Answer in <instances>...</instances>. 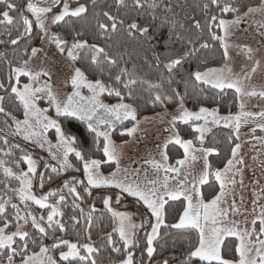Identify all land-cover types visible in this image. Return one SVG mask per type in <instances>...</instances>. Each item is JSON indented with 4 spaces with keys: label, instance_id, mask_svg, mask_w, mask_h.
<instances>
[{
    "label": "snow or ice",
    "instance_id": "1",
    "mask_svg": "<svg viewBox=\"0 0 264 264\" xmlns=\"http://www.w3.org/2000/svg\"><path fill=\"white\" fill-rule=\"evenodd\" d=\"M77 7L70 8L68 0H30L24 11L19 12V21L23 27L21 32L20 27H16L18 33L17 37L11 39L9 42L12 45H17L22 36L31 35L33 31V23L37 25L44 37H47L49 42L55 44L57 50L61 54L67 55L69 60L75 62L80 57L81 51L84 50L89 55L92 65H95L103 74L102 65L106 64L119 70L109 76L115 83L122 85L127 89L126 94L117 87H109L102 79H96L95 81L89 80L88 76L80 67H74L73 74L68 81L73 91L71 94L66 95L63 99L60 95L53 91V84L51 83V73L47 70H41L33 72L28 67V61H24L22 67H12L9 62V73L7 78L8 88L5 87V81H0V90H3L6 95H0V114L9 118L15 125L8 135L22 136L23 140L39 145L41 149L48 146V152L52 155L53 159H56L59 168L51 167V172L59 174L61 170L72 169L73 165L69 161V156L75 154V157L83 162V171L86 176L85 192L91 196L92 188H116L121 193L126 194L129 197L135 198L137 201L142 202L143 206L147 209V220L142 221L141 224L133 222V217L126 212L114 211L111 207L112 198L108 197L104 199L103 203L107 210L111 213L112 217L117 221V226L113 229L114 232L119 234V239L123 242V247L126 252V258L120 260L119 264H134V253L131 251L135 247L136 230L145 227L147 224L151 231L147 234L146 239V252L149 260L157 252V247L154 242L161 239V228L169 230H182L186 232L194 231L197 235L195 244L189 246L186 259L182 261V264H234L233 260L226 259L222 255V246L224 245V239L226 236H235L239 240V246L236 251L239 254L238 261L235 264H264V206L260 207L258 217L252 221L253 227L251 229H240L235 221L228 219L229 213L223 210L220 205L226 195V189L229 185L236 183L235 179L226 180V174L229 173L234 167V159L236 158L240 145L237 144L232 151L233 159L227 161V166L223 171L216 169L211 171L212 166L208 161V156L213 154L216 150L213 148H204L202 145L205 141V134L211 132L212 126H222L224 128H234L237 133V139L239 138V129L242 122L246 123L248 120H258L259 128L264 131V111L258 114L251 112H245V104L243 98L245 97H260L264 98V90L257 91L255 89L249 90L245 85V80H250L252 74L256 73L260 67V60H256L254 66L251 68V72L244 75L243 79L240 76L234 74L231 68L225 69H211L207 72L196 71L194 74V80L202 85H210L213 89H218L223 92L225 89H233L242 99L240 103V113L238 115H226L219 114L218 109L209 110L206 107H200L198 111H189L184 107V98L180 96V93L175 89L172 90V95L165 96L162 94L164 85L171 86L173 80L168 77L165 78L161 73L160 81L153 82L138 77L135 71H129L126 67H120L118 64V54H110L111 50L100 46L97 43H89L88 40L79 39L83 35L82 32L77 31L76 36L73 39L70 47H67L68 41L63 39L57 33L49 34L47 22L49 20V14L51 15V21L53 24H60L61 22H67L66 18H83L87 19L86 14L89 12V8L85 4L79 3L76 0ZM118 7H127L126 0H115ZM134 6L137 9H149L151 10L152 19H156L155 10L160 7V4L156 0H133ZM40 4H46L48 6L41 7ZM211 4L216 5L223 13L235 14V19L225 20L220 19L218 27L223 30L224 35L219 36L215 33L212 34V39L221 41L224 49L223 55L227 59L229 56V44L227 38L229 36V29L233 25H238L246 20L253 14H264V0H261L258 6H248L247 10L241 13V8L238 4L233 2H225L221 6L220 0H211ZM0 5L4 6L5 10L0 11V24L16 26V19L10 13L17 11L16 6L10 2V0H0ZM93 6L95 7V0H93ZM199 7V5H197ZM54 7H58L61 10L54 12ZM208 4L203 5L202 10H207ZM165 11L171 13L172 7L170 5L165 6ZM31 13L35 18V21L29 19L25 14ZM101 17L106 18L105 22ZM96 21L95 27L99 30V35L105 39H112L114 34L118 33V29L122 28L125 21L116 15L111 14L109 11L101 9L99 12L94 13L93 17ZM217 20L216 16L211 17L212 23ZM165 24H170L173 29L176 28L177 22L164 19ZM180 28H184L183 24L179 25ZM193 27L196 30L201 29L199 21H195ZM260 27H264L261 24ZM146 35L149 33L148 26H141L135 21L127 24L126 35L133 37L135 34ZM11 35V33H9ZM264 36V32L261 33ZM177 39H182L177 35ZM0 43L4 41L0 40ZM187 50L178 55L175 58H170L166 62L161 61L159 55L155 56V60L159 64H163V69L167 73H172L177 66H180L184 61L192 56L195 51V41L191 38L187 39ZM201 48L209 47L208 43H200ZM42 49L33 47L30 50L31 57H36ZM249 59H253V52L251 48H246ZM27 54V51H26ZM122 58V57H121ZM13 76L15 84H13ZM41 76L48 77L41 86L34 87L31 83H26L21 87V77H27L30 81L39 82ZM147 85L150 89L157 90L155 95V101L161 104L165 103V99L168 102L173 100V97H179V114L172 117L170 121L171 128L173 130V136H171L162 146L161 157L162 161L149 160V163L156 173L161 170L165 173L162 178L148 179L145 173V179L140 181L139 179L129 180L128 174L130 170L128 168H121V153L117 151V146L112 140V132L116 130L117 123L123 124L125 120L135 121L136 124L131 128H126L121 135H127L134 137L139 128V121L137 120V109L130 103H125V95L128 98L132 97L133 86L137 84ZM82 89H87L91 95L85 96L82 94ZM107 93L109 96L115 95L119 98L120 102L109 105L103 103L100 96ZM14 94V98L19 101L23 106V119H18L12 114L10 110L5 107L6 96ZM39 94V95H38ZM41 99H47L49 104L55 109L56 118H52L47 114V110L38 106V101ZM103 111V115H98L100 111ZM59 118H74L87 125L90 132L94 133V139L99 147V138L103 137L102 152L106 160L101 161L99 159H86L84 154L77 149L76 136L68 133L62 124L59 122ZM194 121H204L203 126H197L194 128L196 133H199L198 139L201 147H195L193 140L182 139L179 132L176 130L177 122L183 124H190ZM6 127L10 128L8 120L4 121ZM106 126L107 130H101L100 126ZM49 129L55 130L57 137V143L52 144L48 139L47 133ZM255 132V129H253ZM4 143L7 144L8 140L4 137ZM264 142V138H261ZM169 144L179 145L183 149L184 159H179L176 164L179 167L170 166L167 161L169 159L167 154V148ZM15 147L19 148L17 144ZM196 153H202L204 158V170L199 178L193 176L191 182L188 180V175L184 178L178 179L180 176V169L185 167L189 160L195 161L198 157ZM11 153H5L10 155ZM23 159L27 163V171L20 174L15 173L11 168L5 167V161L0 160V168H3L4 175L6 177L14 178L20 182V187L14 189L19 200L24 204L25 209L28 208V202L38 205L40 209H48L47 216L34 215L31 211H26L24 216L20 215V207L16 203H11V208L15 212L16 231L10 234L6 231L9 228V219L6 216V211L10 201H4L0 199V219H3V227H0V257L6 259L7 264H15V257L18 254L22 255L21 264H58L57 259L50 253L56 249H60L62 245L67 247V251L61 250L59 253V260L66 261L68 264H72V261H76L77 264H97L93 254H97L99 249L92 244H78L72 243L66 239L54 242L51 247L41 245L38 253L31 255L27 254L28 250V237L29 232L23 231V225L19 221L23 220L25 224L31 219V225L35 228L42 237L48 236V230L53 232L57 229L61 232L65 230V225L62 223L64 212L61 210V206L65 202V195L56 191H50L47 195H41L37 197L32 192V176L37 173V162L29 155H25ZM102 163H110L116 166V170L111 172L109 176H105L101 173L100 169ZM238 164H243V160L237 161ZM79 171V169H73ZM240 169H237L239 172ZM140 170L132 169L131 173L139 176ZM169 173H173V176H169ZM214 175L215 180L219 181L220 190L218 194L209 200H205L203 193L200 190V186L205 185L209 181V176ZM43 177L40 178V186L43 187ZM51 179V177H49ZM172 181H175L173 183ZM241 178V183H242ZM76 184H85L83 180L65 181L64 188L68 190V193L73 194V207L79 209L81 214L84 213V209L80 207V204L76 203L81 199L80 193L77 191ZM58 196V202L49 203V197ZM183 199L186 202V206L182 210V214L178 216L177 222H166V205L170 201H179ZM259 199V198H258ZM119 202V201H117ZM233 210L238 211L235 208L233 202ZM93 211L95 209L93 208ZM154 218V222H153ZM76 223L79 220L76 216L71 217ZM88 226L92 224V214L89 213L85 217ZM259 221L260 228L259 234L256 230V222ZM23 242L20 246V252L14 245L17 243L16 238ZM255 237V239H253ZM91 240V235L87 237ZM37 241L33 240V243ZM107 242L113 245V251L117 254L121 253L120 247H115L112 235L107 236ZM253 249H255V257L252 256ZM84 251L86 255H82L81 251ZM163 264H168L167 260L163 261Z\"/></svg>",
    "mask_w": 264,
    "mask_h": 264
},
{
    "label": "trees",
    "instance_id": "2",
    "mask_svg": "<svg viewBox=\"0 0 264 264\" xmlns=\"http://www.w3.org/2000/svg\"><path fill=\"white\" fill-rule=\"evenodd\" d=\"M15 6L17 11L10 13L16 19V26L0 24V40L4 43H0V81H7L9 69V62L12 67H22L24 61L27 60L28 66L31 65L33 57H31L30 50L33 47L38 48L41 44L43 33L39 27L33 23V31L31 35L22 36L17 45H12L9 41L17 37L18 33L16 27H20L21 32L23 27L19 21V12L26 9L30 0H10ZM160 7L155 10L156 19H152L151 10L137 9L134 6L133 0H126L127 7H118L115 0H95V7L93 6V0H79V3L85 4L89 8V12L86 14L87 19L83 18H66L67 22H61L55 24L52 27L51 33H57L63 39L68 41L67 47H70L73 42L76 32L83 33L79 37L81 40H88L91 43H97L100 46H104L111 50L110 54H118V64L120 67L133 68L137 74L145 76L149 81L159 82L161 73L165 78L170 77L173 80V84L168 86L164 85L162 94L165 96L172 95V90L175 89L180 93V96L184 98V107L192 111H198L200 107H206L209 110L218 109L220 114L236 115L240 109V96L235 93L233 89H225L220 92L218 89L211 88L210 85H202L194 80V74L196 71H205L209 68L221 67L225 63L226 58L223 55L224 49L221 41L212 39V34L223 36L222 29L218 27L219 20H232L235 18L233 13H223L216 5L211 4V0H156ZM225 2H233V0H220L221 6ZM261 0H234L235 4H238L241 8V13L247 10L248 6H258ZM71 6H77L76 0H68ZM208 4L207 10H202L203 5ZM170 5L172 12H166L165 6ZM199 5V7L197 6ZM60 8L54 7V11ZM101 9L109 11L111 14L118 16L125 21L122 28L118 29V33L112 36V39H105L99 35V30L96 29V21L93 18L94 13L99 12ZM5 10L4 6L0 5V11ZM29 19L35 21V18L31 13L25 12ZM216 16L217 20L212 23L211 17ZM176 21V28L173 29L170 24H165L164 19ZM105 22L106 18L101 17ZM135 21L141 26H148L149 33L146 35L135 34L133 37L126 35L127 24ZM195 21H199L201 29L196 30L193 25ZM180 24L184 25V28H180ZM11 33V35H9ZM177 35L182 39H177ZM193 39L195 41V53L188 57L184 63L177 66L172 73H167L163 69V64L157 66L155 56L159 55L160 60L166 62L170 58H175L178 55L183 54L188 45L187 39ZM206 42L209 47L201 48L200 43ZM27 51V54H26ZM67 57L66 53L63 54ZM122 57V58H121ZM68 58V57H67ZM73 62V61H72ZM76 67H80L82 71L88 76L89 80L95 81L96 79H102L109 87H117L122 94L127 93V89L122 85L115 83L112 79H109L110 74L114 75L119 69L113 68L106 64L102 65L104 71L101 74L100 70L91 64L89 55L86 51L82 50L80 57L77 61L73 62ZM45 82L44 79L41 78ZM13 84L15 79L13 76ZM29 80L26 77H21L20 85L28 83ZM43 82V83H44ZM39 83V82H38ZM37 83V84H38ZM5 87L9 85L6 82ZM157 90L150 89L147 85L137 84L133 86L132 97L128 98L125 95L124 102L132 104L137 109V120L139 121L143 117H147L164 110H177L179 109V97H173L171 102L165 99V103L161 104L155 101V95ZM0 95H6L3 90H0ZM39 95V94H38ZM102 98L110 103L120 102L119 98L115 95L109 96L107 93L102 95ZM38 103L47 108V113L53 117L55 116V109L51 106L47 99H41ZM5 107L12 112L18 119H23V106L19 101L14 98V94L6 96ZM103 112V111H102ZM101 115V112L98 113ZM8 120L10 128L4 124L5 120ZM59 122L64 129L76 136L77 149L80 150L86 159H99L101 161L106 160L102 152L103 137L99 138V147L94 139L95 134L90 132L87 125L74 118H59ZM135 121L125 120L123 124L117 123L116 130L112 132V140L115 143H125L129 140V136L121 135L126 128H131L135 125ZM15 128L12 121L0 114V137H4L8 140L5 144L3 139H0V160L5 161V167L11 168L15 173L27 171V163L23 159L25 155H30L37 162V173L32 176V192L40 197L41 195H47L50 191H56L65 195V202L61 206V210L64 212L62 223L65 225L63 232L48 230V236L42 237L41 234L32 227L31 219L29 222L24 223L23 220L19 221L23 225L22 230L29 232L28 237V250L27 254L38 253L41 245L52 246L54 242L66 239L72 243H78L80 245L89 243L99 249L97 254H93L97 261V264H118L120 260L126 258V252L123 247V242L119 239L117 232H114L115 218L107 210L104 205V199L111 197V205L114 208L121 210H128L133 217V222L141 224L142 221L147 220V209L143 204L136 199L127 196L115 189H100L92 188L91 196L85 192L86 183L76 184L77 191L80 193L81 199L76 203L80 204V207L84 209V213L81 214L79 209L73 207V194L68 193V190L64 188L65 181L83 180V162L75 157V154L69 156V161L73 165L72 169L61 170L59 174L52 173L51 167L59 168L56 159L52 158V155L48 152V146L45 145L43 149L37 144L30 142H24L22 136L8 135V133ZM101 130H107L106 126L101 125ZM176 130L182 139L193 140L197 147H201L197 142L196 132L188 125L181 123L176 124ZM48 139L52 144L57 143V137L55 130H51L47 134ZM20 147H15L16 145ZM237 144V140L233 131L229 128H216L210 132L202 145L204 148H213L216 151L208 156V161L212 166L211 171L216 169L223 170L227 166V161L232 157V151ZM10 152V155L5 153ZM168 161L171 166H176V161L184 159L183 149L179 145L169 144L167 148ZM102 170L106 173L115 170L116 166L110 163H102ZM79 169V171L73 170ZM43 177V187L40 186V178ZM51 177V179H49ZM20 187V182L14 178L6 177L3 172V168H0V199L4 201H10L6 216L9 219V228L7 230H15V212L11 208V203L19 205L21 211L20 215L24 216L26 211H31L34 215L47 216L48 209H40L38 205L28 202V208L25 209L24 204L19 200L18 194L13 191ZM220 190L219 182L215 180L214 175L209 176L207 184L201 186V192L204 195L205 200H209L218 194ZM59 197H49V203L58 202ZM119 201V202H117ZM186 206V202L183 199L179 201H170L166 205V222H177L178 216L182 214L183 208ZM93 208L95 211H93ZM92 214L91 227L85 217ZM72 216H76L79 223H76L71 219ZM3 226V219H0V227ZM150 227L145 224V227L136 230L135 247L131 249L134 253V261L136 264H163L164 260L168 261V264H182V261L186 259L187 252L189 250L190 243L195 244L197 235L194 231L186 232L182 230H169L161 228V239L154 242L157 247V252L149 260L146 252V239L147 234L150 232ZM91 235V240L87 237ZM111 234L115 247L121 248V253L117 254L113 251V245L108 244L107 236ZM17 243L14 247L20 252V246L23 242L16 239ZM33 240L37 241L33 243ZM239 246V242L235 237H228L224 240L222 246V255L226 259L238 261L239 254L236 249ZM67 251V247L62 245L60 249L53 251V255L59 261V264H68L66 261L59 260L60 251ZM82 255L86 253L82 250ZM22 253L15 257V263L20 264L22 260ZM0 264H7L4 257H0ZM72 264H77L76 261H72ZM90 264V262H87Z\"/></svg>",
    "mask_w": 264,
    "mask_h": 264
},
{
    "label": "rangeland",
    "instance_id": "3",
    "mask_svg": "<svg viewBox=\"0 0 264 264\" xmlns=\"http://www.w3.org/2000/svg\"><path fill=\"white\" fill-rule=\"evenodd\" d=\"M40 6L45 7L48 5L40 4ZM69 6L70 8L77 7L71 6L70 4ZM60 10L61 9L54 12H59ZM51 15L52 14H49V20L47 22L49 34H51V29L55 25L51 21ZM261 24H264V14H253L246 18V20L242 23L238 25H233L229 29L228 39L231 37L232 38L230 39V44L229 41H227V43L229 44V56L225 61L226 63H224L221 67L210 68V70L225 69L226 67L231 68L234 74L240 76L241 79H243L245 74L251 72V68L254 66L255 61L260 60V67L258 68L256 73L252 74V78L250 80H245L244 83L249 90H264V36L261 35V33L264 32V27H260ZM38 48L42 49V51L39 52L36 57H33V61L28 67L33 72H38L42 69L50 72L52 76L51 83L53 84V91L58 93L60 95V98L63 99L66 95L71 94L73 91L68 81L70 80L73 74V69L76 66L71 60H69V58L59 53L55 44L50 43L48 38L44 37V35L42 37L41 44ZM246 48L252 49L253 59H249L248 54L246 52ZM245 60L247 61V64H244ZM248 66H250L251 68H246ZM241 67H245V69ZM127 69L130 72L135 71L133 68ZM135 73L138 77L147 80L145 76L137 74L136 71ZM41 78L45 81L48 80V77L46 76H41ZM41 78L38 84L37 82L30 81L28 78L27 79L29 80L28 83L33 84L34 87H39L44 82L43 80H41ZM82 94L85 96L91 95V93H89L87 89H82ZM100 99L103 103L109 105L116 104H110L106 102L102 98V95L100 96ZM241 99L242 98L240 97V102ZM243 102L245 104V112L258 114L261 111H264V98L255 97L253 100H251L250 97H245L243 98ZM253 104H255L254 106L256 107H252ZM38 106L47 110V108L41 106L39 103ZM188 110L192 111L190 109ZM100 112L102 116V110ZM178 114V109L164 110L162 112L143 117L139 120L140 123L137 133L134 137L129 138L130 141L128 140L122 144L114 142L117 146V151L121 153L120 167L122 169L128 168L130 170V173L128 174L129 180L139 179L140 181H143L145 179V173L147 174L148 179H154L157 177L162 178L165 175L163 170H161L159 173H156L155 170L152 169L151 165L147 163V161L153 159L158 162L162 161V146L174 134L170 125V121L173 116ZM220 115L226 116L231 114ZM259 123L260 121L251 119L248 120V122L246 123L242 122L241 127L239 129L238 139L237 133L234 128H229L233 131L237 140V144L240 145V148L236 158L234 159L235 167L229 173H227L225 177L226 180L235 179L236 183L227 187L226 195L223 201L221 202L220 207L229 213L228 219L230 221H235L240 229H251L253 227L252 221L256 219V217H258L260 207L264 206V142H262L261 139L264 138V131L260 130L258 126ZM203 124L204 121H194L190 124L183 125H188L194 130L195 127L203 126ZM209 127L212 128V132L214 129L220 128L222 126L209 125ZM253 129H255V132H253ZM51 130L54 129H49V131ZM209 133L205 134V138ZM198 136L199 133H196L197 142L200 143ZM24 142L28 141L24 140ZM194 146L196 145L194 144ZM196 156L198 158L195 161L189 160L186 166L180 169L181 178L178 177V179L182 180L185 175H188L189 172L191 173V175H188V179H191L190 181H192L193 176H195V173L198 174V176L195 177L199 178V174H202L204 170V158L202 153H196ZM231 159H233V157H231ZM241 159L243 160V164H238L237 161ZM167 163L169 164V161H167ZM194 163H196V165L198 166L196 172L193 170V168L190 167ZM173 167L179 166L176 165ZM132 169L140 170L138 177L134 173H131ZM237 169H240V171L237 172ZM100 171L105 176H109L111 173L104 172L102 168L100 169ZM168 175L173 176L174 174L169 173ZM241 178L243 181L242 183ZM83 179L86 183L85 173ZM172 182L175 183V181ZM102 189H115L120 192V190L116 188ZM233 202L235 204V208L238 209V211L233 210ZM111 207L114 211L129 213L128 210H116L117 208H114L116 206L113 207L112 205ZM255 227L257 230V234H259L260 224L258 220L256 222ZM6 231L10 234L11 232L16 231V229ZM253 239H255V237H253ZM50 254L53 255V252H51ZM252 256L255 257V249H253Z\"/></svg>",
    "mask_w": 264,
    "mask_h": 264
},
{
    "label": "crops",
    "instance_id": "4",
    "mask_svg": "<svg viewBox=\"0 0 264 264\" xmlns=\"http://www.w3.org/2000/svg\"><path fill=\"white\" fill-rule=\"evenodd\" d=\"M222 33H223V30H222ZM223 35H224V33H223ZM231 38H232V37H231ZM231 38H229V39L227 38V41H229V44L231 43V41H230ZM250 40H251V39H250ZM226 60H227V59H226ZM226 60H225V61H226ZM225 63H226V62H225ZM244 64H247V61H246V60L244 61ZM241 68L245 69V67H241ZM246 68L250 69L251 67L248 66V67H246ZM207 70H210V68L207 69ZM207 70H205V71H203V72H206ZM250 98H251V100H253L255 97H250ZM254 105H255V104H253L252 107H256V106H254ZM239 113H240V111L238 112V114H239ZM238 114H237V115H238ZM129 141H130V140H129ZM195 147H196V146H195ZM190 167L193 168V170H194L195 172H196V170L198 169V166L196 165V163L192 164V166H190ZM200 175H201V174H199V176H200ZM195 176H198V174L195 173ZM179 177H180V176H179ZM180 178H181V177H180ZM188 180H189V182H191V181H190L191 179H188ZM219 185H220V184H219ZM200 190H201V186H200ZM115 209H116V208H115ZM116 210H121V209H118V208H117ZM115 221H116V220H115ZM153 222H154V218H153ZM116 226H117V225H116V223H115V227H116ZM150 231H151V230H150ZM149 233H150V232H149ZM118 235H119V234H118ZM228 237H230V236H226L225 239L228 238ZM225 239H224V240H225ZM118 264H119V263H118ZM134 264H136L135 261H134ZM234 264H235V262H234Z\"/></svg>",
    "mask_w": 264,
    "mask_h": 264
}]
</instances>
